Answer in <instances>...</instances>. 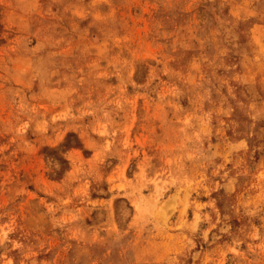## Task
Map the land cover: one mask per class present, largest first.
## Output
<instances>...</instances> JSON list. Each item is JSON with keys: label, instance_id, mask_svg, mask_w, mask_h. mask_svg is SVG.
<instances>
[{"label": "rangeland", "instance_id": "rangeland-1", "mask_svg": "<svg viewBox=\"0 0 264 264\" xmlns=\"http://www.w3.org/2000/svg\"><path fill=\"white\" fill-rule=\"evenodd\" d=\"M0 264H264V0H0Z\"/></svg>", "mask_w": 264, "mask_h": 264}]
</instances>
